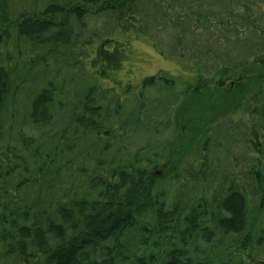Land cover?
I'll list each match as a JSON object with an SVG mask.
<instances>
[{"label": "trees", "instance_id": "trees-1", "mask_svg": "<svg viewBox=\"0 0 264 264\" xmlns=\"http://www.w3.org/2000/svg\"><path fill=\"white\" fill-rule=\"evenodd\" d=\"M0 264H264V0H0Z\"/></svg>", "mask_w": 264, "mask_h": 264}, {"label": "rangeland", "instance_id": "rangeland-1", "mask_svg": "<svg viewBox=\"0 0 264 264\" xmlns=\"http://www.w3.org/2000/svg\"><path fill=\"white\" fill-rule=\"evenodd\" d=\"M134 54L136 56L135 66L137 70L134 79L137 78L139 80L140 78L154 75L160 71L169 72L171 75L184 78L186 81L188 79L193 80L195 77L194 71L186 63L179 62L173 57L166 59L160 57L144 40H135ZM104 86L108 88L110 84L105 83Z\"/></svg>", "mask_w": 264, "mask_h": 264}]
</instances>
